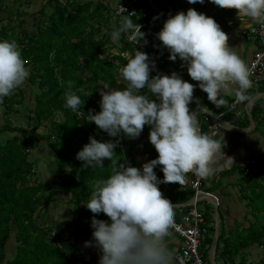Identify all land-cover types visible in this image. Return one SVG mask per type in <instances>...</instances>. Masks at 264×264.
Returning a JSON list of instances; mask_svg holds the SVG:
<instances>
[{"label":"trees","instance_id":"1","mask_svg":"<svg viewBox=\"0 0 264 264\" xmlns=\"http://www.w3.org/2000/svg\"><path fill=\"white\" fill-rule=\"evenodd\" d=\"M48 6H52L54 10L47 16L45 10ZM137 7L138 17L135 20L139 22L147 18L149 24L154 25L157 21L154 17L156 11L186 13L189 8H194L202 13L203 6L200 3L190 4L185 0H140ZM109 10V3L104 0H67L65 3H61L60 0H48L38 11L40 20L35 22L36 31H23L19 35H14L26 67L32 65L29 69V82L36 86L35 107L29 113L39 125L48 122L50 125L44 134L38 133L37 127L29 130L5 125L0 128V134L5 131L15 133L6 141H0V264L5 260L8 264H87L81 252L73 245L68 248L70 250L68 252L62 243L51 238L52 226L40 224L36 220L41 209L55 204L60 198L74 206L76 235L85 241H93V247H95L92 236L94 229L91 227L93 216L109 220L103 213L93 214L84 203L89 200L94 180L109 176L113 164L118 165L127 161L123 147L127 155H131L130 149L125 147L126 138L123 137V143L119 139L113 161L106 159L103 168L84 167L83 162L77 159V153L89 143V137H95L101 142L117 139L109 137L87 119L90 111L94 110L95 113L101 110L100 81L106 82L114 89H124L127 86L123 79L119 80L121 77L119 68L126 65L127 58L119 54L107 61L101 55L110 41V33L106 35L103 33L109 21L107 13ZM9 30L10 26L1 25L0 22V40L8 37ZM143 32L147 38L148 30L145 29ZM120 41L123 43V51L129 50L132 54L135 52V46L128 42L125 35ZM149 44L136 47L143 49L151 59L156 60V67L165 74L177 72L178 60L172 62L169 59L170 52L159 51L156 42L150 41ZM69 81L73 82L72 91L81 98L82 103L78 110L83 112L82 118L65 107V93ZM196 89L194 100H198L204 108L210 109L216 115L222 113V119L233 125L245 128L250 126L249 116L237 122L232 119L228 109L231 97L223 95L226 103L218 108L207 99V93L198 87ZM263 92L264 86L251 90L246 101ZM141 94H148L147 89L141 90ZM148 95L150 99H155L151 94ZM25 98V91L21 87L13 95L5 97L3 103H0L4 116L21 112L16 106L23 107ZM194 107L195 101L191 108ZM251 113L255 121L252 132L264 136V95L255 100ZM60 115L62 119L57 118ZM200 116L198 121L201 131L206 133L209 116L204 113ZM29 133L43 140L46 147L54 152L55 164L59 169L60 187L57 191L53 189L51 182L36 177L38 165L30 157ZM150 153L151 160L158 156L154 147ZM250 159H256L258 162L256 167L248 162L244 164L234 162L232 166L220 172V178L240 173L235 183L231 185L238 188L247 215L254 217V220L248 221V224L242 222L241 228L229 229L224 223V211L222 207L220 208V203L221 225L215 258L219 260L217 264H247V258L243 257L242 252L252 246L263 249L259 264H264V151L251 153L246 161ZM131 165L142 168L133 161ZM163 175L162 171L157 173L160 179H163ZM214 183L213 181L212 185L207 187V191L214 192L221 185L219 180L217 184ZM227 186L229 184L225 187ZM159 187L174 205L185 203L192 197L191 192H180L170 188L169 184H160ZM174 213L175 216H180L176 207ZM207 214L210 217L209 222L215 223L213 213ZM208 228L207 247L204 250L206 256H209L212 247L215 226L211 225ZM13 241L15 251L8 259L11 251L8 247ZM97 251L95 262L99 264L101 253L98 249ZM239 256L240 259L237 261Z\"/></svg>","mask_w":264,"mask_h":264},{"label":"clouds","instance_id":"2","mask_svg":"<svg viewBox=\"0 0 264 264\" xmlns=\"http://www.w3.org/2000/svg\"><path fill=\"white\" fill-rule=\"evenodd\" d=\"M188 2L204 4L205 0ZM211 3L221 9L238 10L240 20L249 18L264 32V0ZM127 34L138 42L145 39L141 25L123 16L110 32V39L119 42ZM157 39L170 52L169 59L176 61L179 57L189 76L216 107L226 103L223 95L233 89L239 100L248 99L251 68L237 48L229 45V35L216 20L189 8L186 13L169 16ZM155 67V60L137 49L120 69L126 88L114 89L100 81L101 110L88 113L91 123L117 139L101 142L89 137V143L77 153L84 167L103 168L106 159L112 162L119 138H139L145 125L150 126L149 140L158 153L142 168L128 161L113 164L109 176L93 181L89 200L84 204L93 214L103 213L109 218L101 220L94 215L91 222L94 246L101 253L99 264H174L167 241L174 226L175 205L159 185H179L183 189L189 174L207 179L219 170L215 165L225 154L224 135L213 138L203 133L193 115L190 106L196 98V87L176 72L151 76ZM29 75L17 42L0 40V103L23 86ZM72 83L69 81L65 93V107L75 113L82 101L72 91ZM143 89L155 99L141 94ZM158 166L163 179L154 171ZM85 245L93 246V241Z\"/></svg>","mask_w":264,"mask_h":264},{"label":"rangeland","instance_id":"3","mask_svg":"<svg viewBox=\"0 0 264 264\" xmlns=\"http://www.w3.org/2000/svg\"><path fill=\"white\" fill-rule=\"evenodd\" d=\"M43 1L44 0H3L4 3L0 7V11H2V13H0V17H2V19H0L1 25H7L11 27V19H13L16 25L15 27L17 28L12 32L11 28V30H9L10 32H8V37L5 40H15L14 35H19L22 31V28H25L29 32H32V30L36 31L35 28H37V26H33V23L40 19L38 16L33 19L32 13L43 7ZM66 1L67 0H60L61 3H65ZM49 8L51 7L47 8L48 13L52 11H50ZM23 11L24 13H22ZM12 13L13 18H11L9 15ZM19 16H23V18L26 19V22H23L22 20L21 22H23V24L18 26L19 20L17 19ZM112 22L113 19H110L108 21L109 24L106 26V28L103 29V33H105V35L109 34L114 29L115 24ZM18 27H20L19 30ZM109 43V46L105 47L101 54L102 57L107 61L114 59V56L117 54V49L113 48L116 42H112L110 40ZM111 45H113V47ZM249 52L250 49H248V53ZM31 66L32 65L29 64L27 68L30 69ZM120 69L121 68H119V70ZM119 80L121 81L122 78L120 77ZM124 83L126 82L124 81ZM260 84L261 86H264V81H262L258 85ZM35 87L36 86L30 84L29 77L25 81L23 86H21V89H23L26 94V98L24 100L25 105L23 107L16 106L17 108L21 109V112H16L4 116L3 108H0V128L5 127V125H11L12 127H22L29 130L37 127L38 133L40 134H44L48 131V127L50 125L49 122L48 124L42 123L41 125H39L37 120L34 119V116L29 113V111L31 109H34L35 107ZM100 98L102 99L101 93ZM190 107H192V105ZM191 110L193 111L192 108ZM200 117L201 116H199V118ZM57 118L62 119V116L60 115ZM149 134L150 130H148V126H145L140 137L133 139V141L136 142V144L133 145V148L136 150V154L133 156V158L135 157V161H132L137 163V166H142L144 163L151 160L150 152L152 147L154 146L150 143ZM14 135L15 133L5 131L0 134V141H6ZM145 135H147V138L145 137ZM29 137L31 138L28 147L30 157L31 159L35 160L38 165L36 177L38 179L51 182L53 189L57 191L60 187L58 177L59 169L55 164L53 150L49 147H46L45 142L33 133H29ZM141 141L145 143L146 150L144 149V147H142L143 145ZM232 142L233 145H229V153L231 155L230 159H220L219 157L215 165L219 170L214 175L208 178V183H210V181L212 180L215 182L214 184H217V179L221 182V185L216 189V192L214 191V193H216L220 198V208L222 207V210L224 211L223 218L226 227H228L229 229H236L237 227L241 228L242 222L248 224V221L254 220V217L249 214L247 215L245 205L240 200V193L238 188L231 185L232 183H235L237 178L240 176V173L220 178V172L232 166L235 161H237V163H244L249 159L251 153H260L261 151L263 152L264 147L262 146H264V136H262L258 132H239L232 135ZM151 145L152 147L148 150V147H150ZM232 157H236V160L234 162L232 161ZM227 184H229V186L225 187ZM55 204H52L45 209H41L40 213L36 217L38 223L52 226L53 228L51 238H55L60 243H62L67 248L68 252H70L68 248L73 245L76 250L81 252L85 263H96L95 259L96 253L98 252L97 248L93 246H86V241L76 235V214L74 213V206L68 204L64 198H60ZM202 207L205 212L210 214L212 212L214 215V204L211 201L206 199L200 201V209H202ZM215 225L216 223H214V226ZM53 232H55V235H53ZM8 249L11 250H9V259L12 257V254H14L15 251L14 241L9 245ZM242 254L243 257L247 258V264H259V260L263 256V249L259 246H252L243 250ZM239 259L240 256L237 258V261H239ZM216 262L218 263L219 260L217 259ZM1 264H8V262L7 260H5Z\"/></svg>","mask_w":264,"mask_h":264},{"label":"built area","instance_id":"4","mask_svg":"<svg viewBox=\"0 0 264 264\" xmlns=\"http://www.w3.org/2000/svg\"><path fill=\"white\" fill-rule=\"evenodd\" d=\"M139 1L140 0H118V3L113 11V19L114 22L117 23V26L119 25L121 17L123 16L129 17L134 21V23L141 25V31H143V29L148 26L147 22L143 19L139 22H136L135 20V18L138 17L137 5L139 4ZM149 30L151 31L149 37H152L151 34L157 36V34L162 29L155 33L152 31V29ZM236 32H240L246 39V41L252 42L256 45V48L248 63V66L251 68L250 79L252 81V87L248 89L246 93V95H248L251 90L258 89L261 86V84H258L264 81V32L261 31L260 26L256 23L247 29H243ZM125 37L127 38L129 43L135 46L134 51H136L137 49L143 51V49L137 48L136 46L144 47V44H146L150 40L146 39L145 42H138L136 39L133 38L132 34H127L125 35ZM133 54L129 52L121 53V55L126 58ZM153 71L154 73H151V76H155L158 73L165 74L157 67H155ZM231 99L232 101L228 104V109L234 121L237 122L242 120L244 117L249 116V112H251V109L253 107V102L251 100L241 101L236 97V94H234ZM197 104L200 109V112L209 116L208 130L206 134L213 138H217L221 134V132H223V130H226L227 132H234L236 130L235 127L231 126L233 124L228 122L231 124L230 126H228L226 123L227 121H224L222 119V113L216 115L210 109L201 107L198 102ZM75 114L79 118H82L84 116L81 110H78L77 112H75ZM87 119L89 118L87 117ZM122 138L123 137L119 138L121 143ZM223 151L225 154H222V156L228 157V152L225 150ZM123 153H125L124 149ZM125 158L128 162H130V164L132 163V160H130V158L126 156V154ZM246 162H248L254 167H256L258 164L256 159H250ZM207 180L208 178L200 179L199 177H192L191 174H189V179L183 189L179 185H170V188L172 187L173 189L178 190L180 192L192 193V197L188 201L182 204L175 205V207L180 213L179 217L174 215V226L171 229V231L179 239V243L173 256L175 264H217L216 260L215 262H213L210 258L211 250L209 252V256H206L204 253V250L207 247V237L209 236L208 227L214 225V222H209L210 217L208 216L207 212L203 210V207L202 209H200V201L206 199L211 201L212 203L216 202L220 205V198L218 197V195L213 192L207 191ZM188 202H190L189 205L187 204ZM54 233L55 232H53V234Z\"/></svg>","mask_w":264,"mask_h":264},{"label":"crops","instance_id":"5","mask_svg":"<svg viewBox=\"0 0 264 264\" xmlns=\"http://www.w3.org/2000/svg\"><path fill=\"white\" fill-rule=\"evenodd\" d=\"M47 1L48 0H44L43 1V6L47 3ZM104 1H106L107 3H109L110 10L107 13H108L109 20L110 19L112 20L113 19V11H114L117 3H118V0H104ZM185 1H188V0H185ZM1 2H3V0H1ZM2 4L3 3H0V7H1ZM201 5L203 6L202 7V13L206 14L208 17H210V18H212V19H214V20H216L218 22V24L221 26L222 30L225 31L229 35V45L232 46V47H236L237 48L236 50L239 52V54L244 59L245 63L248 65L249 60H250V58H251V56H252V54H253V52H254V50L256 48V45L254 43H252V42L246 41V39L243 37V35L240 32H236V31H240V30H243V29H247V28L251 27L252 25H254L255 23L251 19H249V18H245L244 19V22H243L242 20L239 19L238 15H237L238 10H236V9H221V8L213 5L211 3V0H205V3L204 4H201ZM48 7H51V8H49L50 11L52 10L49 13L47 11V8ZM48 7H46V10H45V12L47 13V16L50 15L53 12V10H54V8L52 6H48ZM3 8H4V5H3ZM71 8H72V6H70V9ZM16 10H15V12H16ZM39 10L40 9H38V10L34 11V13H32L33 19L36 18L37 16L40 17V14L38 12ZM22 13H24V11ZM177 13L175 11L173 13L158 12V11H156L154 13V17L157 18V21L154 23V25L149 24L147 18H144L143 20H145L147 22V25H148L146 28L143 29V31L145 29L148 30V35H147V38H145V39H150L146 44H144V46H146L147 44H149L150 41H154V42H156V48H158L159 51H161L162 53L163 52H167L168 51L167 48H165V47L162 46V42L157 39V36L151 34L152 37H149L150 36V32H151L149 29H152V31L154 33L160 31L163 28V22L165 20H167L169 18V16H174ZM9 15H10L11 18H13L12 17L13 16V13L12 14H9ZM11 20H12V24H11V28H12L11 32H12V31H15V29H17V28L15 27L16 25H15L13 19H11ZM17 20H19L18 21V26L21 25V24H23V22H26V19H24L23 16H19ZM22 20H23V22H21ZM35 22L33 23V26L36 25ZM136 22H138V21L136 20ZM112 23L115 24L114 28L117 27V23L114 22V19H113V22ZM108 24L109 23H107V25ZM19 29H20V27H18V30ZM23 31H27V30L25 28H22V31L21 32H23ZM32 32H35V31L32 30ZM152 38H154V39H152ZM109 44L110 43H108L106 45V47L109 46ZM111 46L113 47V45H111ZM122 47H123V43L121 41L115 43V45H114L113 48H116L117 49V54L116 55H119L121 53H126V52L127 53L128 52L131 53L129 50L123 51L122 50ZM248 49H250V52L249 53H248ZM247 53H248V55H247ZM157 57H158V55H157ZM177 60H178L179 67H178V70H177L176 73L179 74L184 80L192 83L195 87L200 88L199 83L196 82V81H194V80H192V78L189 76V74L187 72V67L186 66H182L183 62L179 59V57L177 58ZM172 62H170L169 64L172 65ZM162 72L165 73L164 71H162ZM234 94H235V89H233L231 92H229L227 94H224V95H227V96H229V97L232 98ZM194 101H195V107H194V109H199L198 104H197V102L199 103V101L196 100V99ZM201 107H203V106L201 105ZM194 109H193V111H194ZM201 114L202 113L200 112V109H199V112H197L195 114V118H196L197 121L200 119L199 116ZM226 123H227L228 126L231 125L228 122H226ZM198 124H199V127H200L199 121H198ZM145 126H148V125H145ZM231 126L236 128V130L234 132H227L226 130H223V132H221V134L217 137V138H220L221 136L224 135V139L226 141V146L223 148V150L227 151L228 152V155H229L228 157H223L221 155L220 156V159H230L229 157L231 155L229 153V145H233L232 135L235 134V133L243 132V131H240V128L239 127H236L234 125H231ZM241 128H245V127H241ZM148 130H151L150 129V126H148ZM247 133H249V132H247ZM145 137L147 138V135H145ZM122 141H123V138H122ZM126 141L127 142L125 144V147H127L128 149H130L131 155H129V154L127 155V152H126L125 148L123 147V149L125 151V154H126V156H128L130 158V160L135 161V157L133 158V156L136 154V150L133 148V145L136 144V142L133 141V139H128V138H126ZM141 143L143 145L142 147H144V149L146 150L145 143H143L142 141H141ZM151 147H152V145L150 147H148V150ZM236 157H238V156H236ZM235 158L232 157V161L233 162L236 160ZM235 162H237V161H235ZM217 181H218V179H217ZM207 183H208V180H207ZM212 183H213V181L211 180L210 183H208V186L207 187H210L212 185ZM215 192H216V190H215ZM171 233L172 234L168 238V241H167V247L173 252V256H174L175 250H176L177 245L179 243V239H178V237L172 231H171ZM173 261H174V259H173ZM174 264H175V262H174Z\"/></svg>","mask_w":264,"mask_h":264},{"label":"water","instance_id":"6","mask_svg":"<svg viewBox=\"0 0 264 264\" xmlns=\"http://www.w3.org/2000/svg\"><path fill=\"white\" fill-rule=\"evenodd\" d=\"M264 94V93H263ZM262 93H260L259 95H257L256 97H254L251 101L255 102L256 99H258L260 96L263 95ZM197 112H199V109H194L193 111V115H195ZM249 118H250V127L246 128L248 131H245V128H240V131L243 132H251L253 131L254 127H255V121L253 119L252 113L249 112ZM161 171V167L156 170V174L158 172ZM188 205L190 204V202L187 203ZM214 219H215V231H214V236H213V243H212V247H211V260L213 262H215V258H216V252H217V246H218V240H219V235H220V211H219V204H217L216 202L214 203Z\"/></svg>","mask_w":264,"mask_h":264}]
</instances>
